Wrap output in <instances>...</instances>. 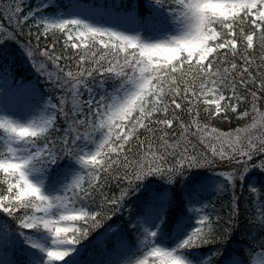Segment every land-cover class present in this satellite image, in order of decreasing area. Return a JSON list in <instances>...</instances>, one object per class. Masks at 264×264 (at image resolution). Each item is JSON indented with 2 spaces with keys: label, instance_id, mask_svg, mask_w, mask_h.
Listing matches in <instances>:
<instances>
[{
  "label": "snow or ice",
  "instance_id": "1",
  "mask_svg": "<svg viewBox=\"0 0 264 264\" xmlns=\"http://www.w3.org/2000/svg\"><path fill=\"white\" fill-rule=\"evenodd\" d=\"M58 262L264 264V0H0V264Z\"/></svg>",
  "mask_w": 264,
  "mask_h": 264
},
{
  "label": "trees",
  "instance_id": "2",
  "mask_svg": "<svg viewBox=\"0 0 264 264\" xmlns=\"http://www.w3.org/2000/svg\"><path fill=\"white\" fill-rule=\"evenodd\" d=\"M33 43L35 44L36 41L33 40ZM47 43V41H45L43 38H41V46L43 47V45ZM61 45H62V40H61ZM18 48V46H16ZM60 50V46H58L57 48V51ZM257 57H259L261 55V53L259 52V50H257V53H256ZM257 62H259V60H257ZM227 67H230V65H228ZM30 75L33 77L35 76L34 73H30ZM201 123L203 124V121H201ZM245 123L247 124H251V118H248L245 122H242V123H236V120L235 118L232 119V122H231V125H229L228 121H224V122H216V123H211L209 124V127L210 128H217L220 132L222 133H227L229 131H233L237 128H243ZM191 131H195V127H193L191 129ZM157 135H159V133H157ZM193 172H199L201 173L200 176H196L194 177V181L196 182H199L201 179L207 177V176H210L211 174L210 173H207L205 170H202V169H199V170H193ZM190 175H192V173H190ZM155 179V178H153ZM159 182V181H157ZM221 198L222 199H227V196H224L223 194L221 195ZM219 203V201H218ZM237 239H239V237H237Z\"/></svg>",
  "mask_w": 264,
  "mask_h": 264
},
{
  "label": "rangeland",
  "instance_id": "3",
  "mask_svg": "<svg viewBox=\"0 0 264 264\" xmlns=\"http://www.w3.org/2000/svg\"><path fill=\"white\" fill-rule=\"evenodd\" d=\"M33 78H34V76H33ZM58 264H59V262H58Z\"/></svg>",
  "mask_w": 264,
  "mask_h": 264
}]
</instances>
